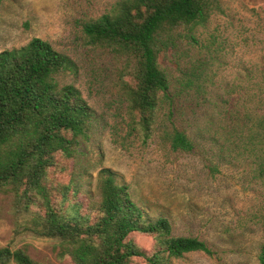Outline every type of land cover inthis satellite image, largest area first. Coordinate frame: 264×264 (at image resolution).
<instances>
[{"label":"trees","instance_id":"trees-1","mask_svg":"<svg viewBox=\"0 0 264 264\" xmlns=\"http://www.w3.org/2000/svg\"><path fill=\"white\" fill-rule=\"evenodd\" d=\"M217 12L223 0H117L83 21L82 31L88 45L120 63L115 85L126 102L129 136L181 153L201 148L211 154V173L221 163H237L249 168L254 191L264 189V86L255 105L223 116L215 107L189 131L177 123L170 76L159 62L163 50L196 39ZM75 70L72 57L40 37L0 52V193L11 192L28 213L26 230L57 240L73 264H173L194 252L215 255L204 240L175 235L168 217L151 218L119 171L103 167L95 192L84 188L71 162L93 140L101 116L78 87L61 82ZM194 84L190 78L184 86ZM137 234L153 238L150 250L137 243ZM11 262L42 264L23 248L0 247V264ZM258 264H264V243Z\"/></svg>","mask_w":264,"mask_h":264},{"label":"rangeland","instance_id":"rangeland-1","mask_svg":"<svg viewBox=\"0 0 264 264\" xmlns=\"http://www.w3.org/2000/svg\"><path fill=\"white\" fill-rule=\"evenodd\" d=\"M116 1L3 0L0 52L40 37L74 59L77 70L61 82L78 87L101 120L71 165L76 164L84 188L93 193L103 167L119 171L151 218L168 217L175 235L198 237L215 251L213 256L190 253L173 264H258L264 189L251 188L249 168L224 162L213 174L206 158L211 154L201 148L181 153L158 140L142 145L128 135L126 102L115 85L120 63L88 45L82 31L83 21L99 17ZM195 37H185L159 55L170 76L177 123L189 131L215 107L223 116L225 110L229 114L255 105L264 86V0H223V12L214 13ZM190 78L194 86L185 87ZM29 223L13 194L0 193V247L23 248L42 264H73L61 255L57 240L26 230ZM135 239L148 250L153 246L150 236L137 234Z\"/></svg>","mask_w":264,"mask_h":264}]
</instances>
